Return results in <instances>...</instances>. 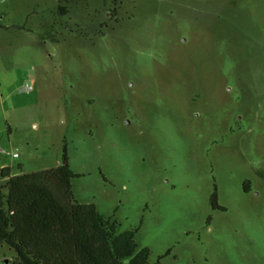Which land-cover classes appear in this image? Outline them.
I'll use <instances>...</instances> for the list:
<instances>
[{
  "label": "rangeland",
  "instance_id": "374dc122",
  "mask_svg": "<svg viewBox=\"0 0 264 264\" xmlns=\"http://www.w3.org/2000/svg\"><path fill=\"white\" fill-rule=\"evenodd\" d=\"M64 146L150 264H264V0H0V172Z\"/></svg>",
  "mask_w": 264,
  "mask_h": 264
},
{
  "label": "trees",
  "instance_id": "16d2710c",
  "mask_svg": "<svg viewBox=\"0 0 264 264\" xmlns=\"http://www.w3.org/2000/svg\"><path fill=\"white\" fill-rule=\"evenodd\" d=\"M53 31L42 33L41 40L57 42ZM0 175L5 180L0 186V242L16 254L9 264H150L147 248L135 253L134 231L117 235L115 225L100 218L94 205L74 199L75 175L65 146L62 164L54 169L12 174L3 168ZM211 204L224 211L215 195Z\"/></svg>",
  "mask_w": 264,
  "mask_h": 264
},
{
  "label": "flooded vegetation",
  "instance_id": "af4514ba",
  "mask_svg": "<svg viewBox=\"0 0 264 264\" xmlns=\"http://www.w3.org/2000/svg\"><path fill=\"white\" fill-rule=\"evenodd\" d=\"M116 7H118V6L115 4V6L113 7V9L106 16V19H108L109 21L116 20V17L118 16V10H117ZM102 25H107V24L104 21L102 23ZM245 191H247V190L245 189Z\"/></svg>",
  "mask_w": 264,
  "mask_h": 264
},
{
  "label": "built area",
  "instance_id": "2783aa9c",
  "mask_svg": "<svg viewBox=\"0 0 264 264\" xmlns=\"http://www.w3.org/2000/svg\"><path fill=\"white\" fill-rule=\"evenodd\" d=\"M33 90V87L30 84H26L23 88V91L26 93H30ZM13 158H16L17 155H13Z\"/></svg>",
  "mask_w": 264,
  "mask_h": 264
},
{
  "label": "crops",
  "instance_id": "0c3cea01",
  "mask_svg": "<svg viewBox=\"0 0 264 264\" xmlns=\"http://www.w3.org/2000/svg\"><path fill=\"white\" fill-rule=\"evenodd\" d=\"M5 168H7V167H5Z\"/></svg>",
  "mask_w": 264,
  "mask_h": 264
}]
</instances>
